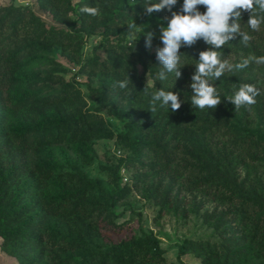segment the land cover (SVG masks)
I'll return each mask as SVG.
<instances>
[{
    "label": "rangeland",
    "instance_id": "obj_1",
    "mask_svg": "<svg viewBox=\"0 0 264 264\" xmlns=\"http://www.w3.org/2000/svg\"><path fill=\"white\" fill-rule=\"evenodd\" d=\"M144 2L0 0V264H264V65L226 71L211 82L221 102L193 106L196 65L158 80L161 27L183 0L150 15ZM250 15L251 41L222 59L264 56ZM243 84L259 95L237 110L227 96ZM159 89L180 108L151 113Z\"/></svg>",
    "mask_w": 264,
    "mask_h": 264
},
{
    "label": "clouds",
    "instance_id": "obj_2",
    "mask_svg": "<svg viewBox=\"0 0 264 264\" xmlns=\"http://www.w3.org/2000/svg\"><path fill=\"white\" fill-rule=\"evenodd\" d=\"M177 3V0H159L158 3L144 2L146 15L159 12L167 8L169 11ZM203 5L206 11L201 13L197 6ZM80 12L97 16L100 14L98 7L82 6ZM241 10L251 13L247 21L248 27L253 31H259L261 24H264V0H183L181 12H172L166 27H161L160 39L162 47L156 49V58L162 66L158 74L159 81H165L169 73H174L175 78L181 76L179 68L181 45L192 46L199 39L210 45L211 48L199 53L196 71L191 77L190 87L193 89L191 103L193 106L203 109H214L220 102L221 96L216 87L211 83L219 79L228 72L240 71L248 67L251 63L264 65V56L249 55L238 63H230L222 59L221 47L230 40L239 36L244 45H248L252 37L247 31H242L240 24ZM231 21V22H230ZM132 23L128 27L134 28ZM152 33H146L145 46L151 47ZM130 83L128 77L119 82V87L124 89ZM155 86V84L153 85ZM259 95V89L251 84H243L233 96L227 99L235 105V109L244 106H251L256 103L255 97ZM156 102L161 106H171L172 111H176L181 106V101L177 93L159 89L152 94V107L149 111H156Z\"/></svg>",
    "mask_w": 264,
    "mask_h": 264
},
{
    "label": "trees",
    "instance_id": "obj_3",
    "mask_svg": "<svg viewBox=\"0 0 264 264\" xmlns=\"http://www.w3.org/2000/svg\"><path fill=\"white\" fill-rule=\"evenodd\" d=\"M181 4L180 3H176V7H179ZM15 12H13V11ZM198 11H200L201 13H203L204 11H206V7L203 5H199L198 6ZM15 16L14 19L12 20V27L13 29H15V26L18 24V22L21 20L22 16L24 15L23 11L21 9L18 8H12L10 7V9L6 12V16H9V14H12ZM246 27H248V25H244ZM1 28V25H0ZM249 28V27H248ZM261 28L264 29V24H261ZM250 31H253L249 28ZM11 35V34H10ZM146 37V34L144 35ZM12 38V37H11ZM143 40V39H141ZM211 46L206 44L203 39H199L197 40V42L195 44H193L192 46H184L183 44L181 45L179 52L181 54V63H184L183 66L185 67H192L195 66L196 63H198V54L197 51L199 49H201L202 51L209 49ZM139 52V56L143 57V51L140 49H137ZM1 54V53H0ZM0 55V68L2 66H4L7 62L8 59L4 58ZM9 58V57H8ZM181 66V67H183ZM118 117H121L120 115H117ZM132 126H128V128L130 129ZM222 129L221 126H217V130ZM226 130V129H225ZM26 136L28 137L27 134H24L22 136V141L25 140ZM136 144H139V140L135 139L134 141ZM1 147V146H0ZM6 220V216L5 214H2V216L0 217V221L1 223H3ZM146 243L153 249L154 253L156 255H159L161 252L159 250V246L158 243L156 242V240H150L149 236H146ZM178 256H181L185 253L186 249H185V242L182 244L178 245Z\"/></svg>",
    "mask_w": 264,
    "mask_h": 264
}]
</instances>
